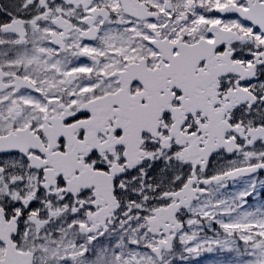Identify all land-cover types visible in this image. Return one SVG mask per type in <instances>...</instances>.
I'll return each mask as SVG.
<instances>
[{
	"label": "snow or ice",
	"instance_id": "1",
	"mask_svg": "<svg viewBox=\"0 0 264 264\" xmlns=\"http://www.w3.org/2000/svg\"><path fill=\"white\" fill-rule=\"evenodd\" d=\"M264 264V0H0V264Z\"/></svg>",
	"mask_w": 264,
	"mask_h": 264
},
{
	"label": "rangeland",
	"instance_id": "2",
	"mask_svg": "<svg viewBox=\"0 0 264 264\" xmlns=\"http://www.w3.org/2000/svg\"><path fill=\"white\" fill-rule=\"evenodd\" d=\"M205 255H206V253L200 258L201 264H207V262L210 261V260H207L206 258H204Z\"/></svg>",
	"mask_w": 264,
	"mask_h": 264
}]
</instances>
